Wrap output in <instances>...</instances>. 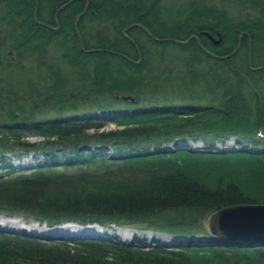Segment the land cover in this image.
<instances>
[{"label": "trees", "instance_id": "16d2710c", "mask_svg": "<svg viewBox=\"0 0 264 264\" xmlns=\"http://www.w3.org/2000/svg\"><path fill=\"white\" fill-rule=\"evenodd\" d=\"M169 1L0 0V264H264V0Z\"/></svg>", "mask_w": 264, "mask_h": 264}, {"label": "water", "instance_id": "95a60500", "mask_svg": "<svg viewBox=\"0 0 264 264\" xmlns=\"http://www.w3.org/2000/svg\"><path fill=\"white\" fill-rule=\"evenodd\" d=\"M216 46L221 45L222 39H214L206 34ZM129 100V98H125ZM134 102V99H130ZM214 235L222 241L236 243L242 247H255L264 244V206H238L216 212L210 218ZM71 224L62 226L60 230H71ZM5 229L0 225V230ZM59 229V228H57ZM47 230V229H46ZM88 230H93L88 228ZM32 235L25 229H9ZM72 231V230H71ZM68 232V231H67ZM78 234L79 231L73 232Z\"/></svg>", "mask_w": 264, "mask_h": 264}, {"label": "rangeland", "instance_id": "374dc122", "mask_svg": "<svg viewBox=\"0 0 264 264\" xmlns=\"http://www.w3.org/2000/svg\"><path fill=\"white\" fill-rule=\"evenodd\" d=\"M185 0H170L168 2V4H170L171 7L173 8H176L178 5H180L182 2H184ZM234 6V5H232ZM172 55L175 54V51H171ZM116 129H119L116 125L114 124H107L104 128V130L108 131V130H116ZM30 142H37V141H42L41 138H35V137H31L28 139ZM229 146H232L233 148H237V143L235 144H228ZM22 221V219H20ZM210 222V220H209ZM10 223V219H7V218H4L3 216H0V224L2 225H5L7 226V224ZM20 228H26V229H30L31 231H38V232H30L32 233V235H29V234H22V233H19V232H10L8 229L6 230H0V232H3L7 235H22V236H36L34 235L35 233H39L40 231L44 232V233H47L46 231L47 230H37V229H34L31 225H27L24 221H22L21 225L18 226ZM110 234H115L117 237L121 238L122 240H131L133 238V235L134 233L129 230V229H125V228H114L112 229L111 231H109ZM149 237H152L153 235L152 234H148ZM165 238L166 240H171L170 238H167V237H163ZM43 239V238H42Z\"/></svg>", "mask_w": 264, "mask_h": 264}, {"label": "bare ground", "instance_id": "6f19581e", "mask_svg": "<svg viewBox=\"0 0 264 264\" xmlns=\"http://www.w3.org/2000/svg\"><path fill=\"white\" fill-rule=\"evenodd\" d=\"M4 218H6V217H4ZM8 219V218H7ZM23 221V220H22ZM22 221L20 220V219H18V218H13V219H10V223L9 224H7V226H5V225H3V227L5 228L4 230H6V229H15V230H17V229H22V228H20V227H18V226H20L21 225V223H22ZM0 225H2V224H0ZM31 226L34 228V229H37V230H46V228L47 227H45V226H40V225H38V224H35V223H33V224H31ZM71 230L72 231H74V232H77V231H80L81 230V228L80 227H78V226H76V225H71ZM23 229H25L27 232L29 231V232H38V231H31L30 229H26V228H23ZM63 231H68V230H63ZM40 232H42V231H40ZM133 232V231H132ZM134 233V232H133ZM68 234H70V233H68Z\"/></svg>", "mask_w": 264, "mask_h": 264}]
</instances>
